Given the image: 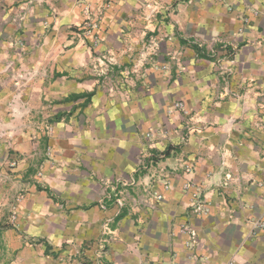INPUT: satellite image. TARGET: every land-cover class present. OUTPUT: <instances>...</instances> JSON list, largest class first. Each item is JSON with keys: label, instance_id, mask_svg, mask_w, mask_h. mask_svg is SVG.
Wrapping results in <instances>:
<instances>
[{"label": "crops", "instance_id": "1", "mask_svg": "<svg viewBox=\"0 0 264 264\" xmlns=\"http://www.w3.org/2000/svg\"><path fill=\"white\" fill-rule=\"evenodd\" d=\"M262 221L264 0H0V264H264Z\"/></svg>", "mask_w": 264, "mask_h": 264}, {"label": "built area", "instance_id": "2", "mask_svg": "<svg viewBox=\"0 0 264 264\" xmlns=\"http://www.w3.org/2000/svg\"><path fill=\"white\" fill-rule=\"evenodd\" d=\"M84 11L87 14V16H86L87 22H85V25L89 24V26L93 25L94 28H98L99 24L102 23V22L99 23V21H98L97 22L98 24L97 23L96 24L92 23V21L90 20L91 19L90 14L92 13V9L87 6V7H85ZM99 19H102V18H99ZM222 69H224V68L222 67ZM175 105H176L177 108L182 109V111H184L185 113L187 112L186 109H185L184 103L182 101L177 102ZM129 182L132 183L133 180H130ZM156 198L157 199H161L162 196L161 195H156ZM195 204H196V207L194 208V211L196 213H198V214H207L208 213V207H207L206 203L202 200V198H200L197 201V203H195ZM254 227H256L257 229L258 228H264V221L255 222L254 223ZM184 232L188 233V235H189V238H190L189 246L190 245H194L197 242V239H198L196 231L194 229L190 228L189 226H187V227L185 226L184 227Z\"/></svg>", "mask_w": 264, "mask_h": 264}, {"label": "rangeland", "instance_id": "3", "mask_svg": "<svg viewBox=\"0 0 264 264\" xmlns=\"http://www.w3.org/2000/svg\"><path fill=\"white\" fill-rule=\"evenodd\" d=\"M88 7H89V5H88ZM84 13H85V11H84ZM86 16H87V14L85 13V15H84V21L82 22V24L78 28V32H84L82 34V36H85V37H86V35H90L92 33V31L97 30L99 28V26H101V23L100 22L103 23L104 13H103L102 10L101 11H94L92 9V13L90 14V16H91V19L90 20L92 21V23H95V24L99 21L100 24H99L98 28H94L93 25H90L89 26V24H86L85 25V22H87ZM99 18H102V19H99ZM15 19L17 21V17L16 16H15Z\"/></svg>", "mask_w": 264, "mask_h": 264}]
</instances>
